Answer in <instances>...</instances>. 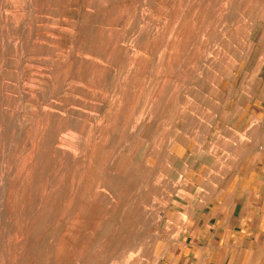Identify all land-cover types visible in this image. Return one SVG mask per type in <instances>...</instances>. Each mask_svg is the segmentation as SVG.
Segmentation results:
<instances>
[{
  "label": "rangeland",
  "instance_id": "rangeland-1",
  "mask_svg": "<svg viewBox=\"0 0 264 264\" xmlns=\"http://www.w3.org/2000/svg\"><path fill=\"white\" fill-rule=\"evenodd\" d=\"M263 97L264 0H0V264H160Z\"/></svg>",
  "mask_w": 264,
  "mask_h": 264
},
{
  "label": "crops",
  "instance_id": "crops-1",
  "mask_svg": "<svg viewBox=\"0 0 264 264\" xmlns=\"http://www.w3.org/2000/svg\"><path fill=\"white\" fill-rule=\"evenodd\" d=\"M261 112L252 121L259 138L249 139L256 151L247 167L204 201L183 242L160 264H264V107Z\"/></svg>",
  "mask_w": 264,
  "mask_h": 264
}]
</instances>
